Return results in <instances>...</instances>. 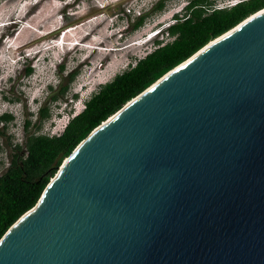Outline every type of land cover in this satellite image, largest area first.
<instances>
[{
  "label": "water",
  "instance_id": "1",
  "mask_svg": "<svg viewBox=\"0 0 264 264\" xmlns=\"http://www.w3.org/2000/svg\"><path fill=\"white\" fill-rule=\"evenodd\" d=\"M0 264H264V8L82 139Z\"/></svg>",
  "mask_w": 264,
  "mask_h": 264
},
{
  "label": "rangeland",
  "instance_id": "2",
  "mask_svg": "<svg viewBox=\"0 0 264 264\" xmlns=\"http://www.w3.org/2000/svg\"><path fill=\"white\" fill-rule=\"evenodd\" d=\"M156 1L0 0V25L7 23L0 26V113L13 116L0 137V173L8 166L13 144H23L35 131L59 133L67 117L78 113L101 84L153 49L154 38H162V29L188 0L166 1L161 10L132 29ZM215 1L223 6L235 0ZM23 54L32 60L25 61ZM27 66L32 67L30 75H26ZM75 68L79 73L70 85L67 102L50 105V116L37 131V113L43 105L37 101L46 95L47 86L58 89V74ZM75 93L78 97L72 101ZM26 120L30 124L25 129Z\"/></svg>",
  "mask_w": 264,
  "mask_h": 264
},
{
  "label": "trees",
  "instance_id": "3",
  "mask_svg": "<svg viewBox=\"0 0 264 264\" xmlns=\"http://www.w3.org/2000/svg\"><path fill=\"white\" fill-rule=\"evenodd\" d=\"M166 1L157 0L148 12L135 20L132 29L141 26L145 17L161 10ZM262 8L264 0H238L224 6L216 5L215 0H188L183 9L174 14L173 21L164 27L162 38L159 35L154 38L153 49L101 84L85 100L83 108L68 119L61 132L49 135L35 131L26 136L23 144L12 146L9 142L12 147L8 166L0 173V238L34 206L63 160L97 125L209 41ZM31 72L32 67L27 66L26 75ZM78 73V68L60 73L58 89L49 86L50 93L37 113V131L50 116V105L67 102L70 85ZM77 97L76 93L72 94L71 100ZM12 120V114L0 113V137L5 135ZM29 124L26 120L25 129Z\"/></svg>",
  "mask_w": 264,
  "mask_h": 264
},
{
  "label": "clouds",
  "instance_id": "4",
  "mask_svg": "<svg viewBox=\"0 0 264 264\" xmlns=\"http://www.w3.org/2000/svg\"><path fill=\"white\" fill-rule=\"evenodd\" d=\"M230 4V2H228V3H225V5H229ZM217 5V4H216ZM224 6V5H223ZM10 23V22H9ZM164 29V28H163ZM162 29V30H163ZM160 36H162V32L160 33ZM22 57L25 59V61L26 60H28V59H32V56H29V54H23L22 55ZM25 61L23 62V63H25ZM61 65V64H60ZM58 76H59V74H58ZM49 86H52L53 88H55V86L54 85H49ZM49 86H47V93H46V95L42 98V99H40V100H38L37 102H41V103H43L45 100H46V98H47V95H48V93H49V91H50V89H49ZM83 108V107H82ZM76 114V113H75ZM75 114H73V115H75ZM73 115H70V116H68L67 118L69 119L70 117H72ZM68 121V120H67ZM67 123V122H66ZM65 123V124H66ZM65 124H64V126H65ZM64 126L61 128V130H60V132L62 131V129L64 128ZM55 134V133H54Z\"/></svg>",
  "mask_w": 264,
  "mask_h": 264
},
{
  "label": "bare ground",
  "instance_id": "5",
  "mask_svg": "<svg viewBox=\"0 0 264 264\" xmlns=\"http://www.w3.org/2000/svg\"><path fill=\"white\" fill-rule=\"evenodd\" d=\"M4 25H7V23H2L0 26H4ZM1 33V32H0ZM1 37V36H0ZM7 37V34H4V36L2 37V39L4 40L5 38ZM19 59V58H18ZM22 63V62H21Z\"/></svg>",
  "mask_w": 264,
  "mask_h": 264
},
{
  "label": "built area",
  "instance_id": "6",
  "mask_svg": "<svg viewBox=\"0 0 264 264\" xmlns=\"http://www.w3.org/2000/svg\"><path fill=\"white\" fill-rule=\"evenodd\" d=\"M238 0H235L234 2H231L229 5H232V4H234V3H236Z\"/></svg>",
  "mask_w": 264,
  "mask_h": 264
}]
</instances>
